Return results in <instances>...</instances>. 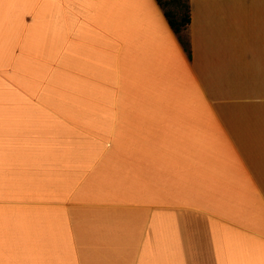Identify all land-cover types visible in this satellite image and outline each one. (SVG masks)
<instances>
[{
    "label": "crops",
    "instance_id": "0c3cea01",
    "mask_svg": "<svg viewBox=\"0 0 264 264\" xmlns=\"http://www.w3.org/2000/svg\"><path fill=\"white\" fill-rule=\"evenodd\" d=\"M0 0V264H264V0Z\"/></svg>",
    "mask_w": 264,
    "mask_h": 264
},
{
    "label": "trees",
    "instance_id": "16d2710c",
    "mask_svg": "<svg viewBox=\"0 0 264 264\" xmlns=\"http://www.w3.org/2000/svg\"><path fill=\"white\" fill-rule=\"evenodd\" d=\"M171 31L176 36L187 58L191 59V45L187 36L190 26V4L188 0H155Z\"/></svg>",
    "mask_w": 264,
    "mask_h": 264
}]
</instances>
